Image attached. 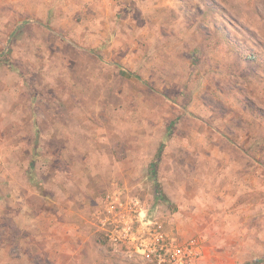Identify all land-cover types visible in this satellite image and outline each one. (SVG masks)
<instances>
[{"label":"rangeland","instance_id":"1","mask_svg":"<svg viewBox=\"0 0 264 264\" xmlns=\"http://www.w3.org/2000/svg\"><path fill=\"white\" fill-rule=\"evenodd\" d=\"M142 244L264 264V0H0V264Z\"/></svg>","mask_w":264,"mask_h":264},{"label":"built area","instance_id":"2","mask_svg":"<svg viewBox=\"0 0 264 264\" xmlns=\"http://www.w3.org/2000/svg\"><path fill=\"white\" fill-rule=\"evenodd\" d=\"M153 245V244H151ZM149 246L148 244H142V248L138 251H143V256L150 262H156L158 264H187L188 258L190 259L192 250L189 248H184L179 245L171 244L170 249ZM190 252V253H188Z\"/></svg>","mask_w":264,"mask_h":264}]
</instances>
